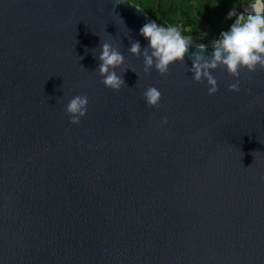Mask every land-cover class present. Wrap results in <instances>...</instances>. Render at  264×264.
Returning a JSON list of instances; mask_svg holds the SVG:
<instances>
[{"label": "water", "instance_id": "95a60500", "mask_svg": "<svg viewBox=\"0 0 264 264\" xmlns=\"http://www.w3.org/2000/svg\"><path fill=\"white\" fill-rule=\"evenodd\" d=\"M227 12L160 75L127 52L154 20L129 0H0V264H264V70L231 92L217 67L211 96L187 72ZM100 38L133 70L119 91L93 71Z\"/></svg>", "mask_w": 264, "mask_h": 264}, {"label": "clouds", "instance_id": "9594fccd", "mask_svg": "<svg viewBox=\"0 0 264 264\" xmlns=\"http://www.w3.org/2000/svg\"><path fill=\"white\" fill-rule=\"evenodd\" d=\"M241 8L242 11L233 7L227 12L226 19L231 20V23L210 41V52L206 51L208 45L200 43L196 45L198 51L189 56L191 65L187 66V72L191 74L193 81L205 82L209 96L217 92V80L212 75L217 67H223L234 78L227 85L231 92L240 91L238 77L241 70L249 73L258 68L264 70V0H248L247 5ZM138 35L146 43L142 46L139 40L129 38L127 52L142 58L145 73L151 69L165 75L173 63L185 64V54L191 46L187 30L147 20L140 26ZM87 51L86 48L85 53ZM94 58L97 64L93 71L100 77L99 82L105 88L119 91L124 87L123 72L132 69L123 67L124 56L117 47L100 38L98 53ZM160 95L157 88L149 86L143 92L144 102L155 106L159 103ZM87 103L88 97L84 95H76L68 100L64 110L71 124L79 123L80 118L85 116ZM160 122L167 124V118L161 117ZM260 180L264 182V176Z\"/></svg>", "mask_w": 264, "mask_h": 264}, {"label": "trees", "instance_id": "16d2710c", "mask_svg": "<svg viewBox=\"0 0 264 264\" xmlns=\"http://www.w3.org/2000/svg\"><path fill=\"white\" fill-rule=\"evenodd\" d=\"M129 1L139 6L147 15L160 24L178 25L177 0ZM247 3L248 0H182V29L187 30V34L190 36L201 37L204 33L203 26L209 28L215 19L224 12ZM230 23L231 20H226L221 30L226 29ZM219 32L216 33V37Z\"/></svg>", "mask_w": 264, "mask_h": 264}, {"label": "flooded vegetation", "instance_id": "af4514ba", "mask_svg": "<svg viewBox=\"0 0 264 264\" xmlns=\"http://www.w3.org/2000/svg\"><path fill=\"white\" fill-rule=\"evenodd\" d=\"M222 28H223V26H222ZM222 28H221V29H222ZM203 35H204V33H203ZM201 37H202V36H201Z\"/></svg>", "mask_w": 264, "mask_h": 264}]
</instances>
